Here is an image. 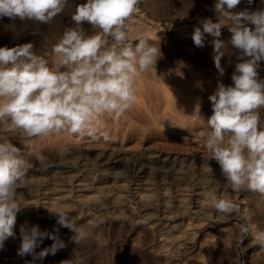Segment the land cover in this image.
<instances>
[{
	"label": "rangeland",
	"instance_id": "obj_1",
	"mask_svg": "<svg viewBox=\"0 0 264 264\" xmlns=\"http://www.w3.org/2000/svg\"><path fill=\"white\" fill-rule=\"evenodd\" d=\"M86 2L68 0L66 9L54 17V30V19L40 23L0 17V47L32 43L37 52L44 41L56 43L62 31L75 27L71 17L76 6ZM214 3L141 0L131 20L130 39L146 36L159 44L162 55L155 70L137 80V102L119 122L102 117L100 139L66 134L26 139L0 129V140L21 147L31 164L26 183L17 189L27 207L17 214L15 238L0 249V264H264V246L239 230L242 224L251 225L253 232L264 230V197L229 187L203 146L212 115L209 96L218 81L233 86L231 77L240 62L238 50L228 44L221 77L213 60L214 38L205 34L203 48L192 41L194 28H202L201 19L216 22ZM262 6L260 0H240L229 11L237 16ZM236 24L254 27L241 16L222 27L220 39L227 43L229 29ZM81 27L88 35L94 32L87 22ZM258 72L264 79V61ZM209 193L231 199L239 213L218 214ZM57 207L75 217L89 237L75 243L74 233L60 227L50 212ZM90 220L98 226L90 227ZM22 225H38L49 233L58 228L66 246L43 260L21 257L17 251ZM53 242L45 238L36 252Z\"/></svg>",
	"mask_w": 264,
	"mask_h": 264
},
{
	"label": "clouds",
	"instance_id": "obj_2",
	"mask_svg": "<svg viewBox=\"0 0 264 264\" xmlns=\"http://www.w3.org/2000/svg\"><path fill=\"white\" fill-rule=\"evenodd\" d=\"M140 3L87 0L77 5L71 17L75 27L65 29L44 54L34 52L32 43L0 47V129L26 139L66 134L97 140L101 138L102 117L118 123L137 102V80L155 70L162 55L159 44L146 36L135 42L130 39L131 20ZM239 3L215 0L216 22L201 19L202 28L195 27L191 36L197 48L204 47L205 34L214 38L213 60L219 76L225 72L221 60L228 44L238 50L240 61L231 77L233 86L218 81L209 96L212 115L206 122L203 146L209 158L219 164L229 187L264 197V79L258 72L264 61V6L233 16L229 10ZM67 4L68 0H0V17L50 23ZM260 4L264 5V0ZM241 16L254 27L236 24L229 29L230 40H221L222 27ZM83 22L92 26L93 34H86ZM108 138L103 133V139ZM30 168L21 147L0 140V249L10 237L15 238L17 214L27 207L17 189L26 183ZM208 200L218 214L240 211L231 199L218 198L215 193H209ZM50 212L57 216L60 227L74 233L71 239L75 243L89 237L90 232L67 210L57 207ZM88 224L98 226L93 220ZM239 230L252 234L264 246V230L253 232L249 224L240 225ZM58 232V228L49 233L38 225L30 229L22 225L17 255H31L34 261L55 255L66 246ZM45 238L54 242L37 253Z\"/></svg>",
	"mask_w": 264,
	"mask_h": 264
},
{
	"label": "bare ground",
	"instance_id": "obj_3",
	"mask_svg": "<svg viewBox=\"0 0 264 264\" xmlns=\"http://www.w3.org/2000/svg\"><path fill=\"white\" fill-rule=\"evenodd\" d=\"M64 9H66V8H64ZM71 9V8H70ZM68 10V9H67ZM64 11V10H63ZM67 12H69V11H67ZM71 13V12H70ZM68 17H71L70 16V14H69V16ZM54 19V18H53ZM53 21V20H52ZM56 20L54 19V21L53 22H55ZM53 24V26H52V30H54L53 28H54V26L56 25V22H55V24L54 23H52ZM6 26V25H5ZM57 27V26H56ZM61 28V27H60ZM56 30V29H55ZM60 31V30H59ZM62 31V30H61ZM62 32H64V31H62ZM62 34V33H61ZM60 34V35H61ZM59 35V36H60ZM45 43H44V45L40 48V49H38L37 50V54L38 55H40V54H44V52L45 51H50V49H51V45H53V44H55V42L53 43V41H44ZM42 45V44H41ZM40 47V46H39ZM193 70V69H192ZM179 80H180V77L178 78ZM165 118V117H164ZM168 120V119H167ZM167 120H165L166 122H168ZM162 120H160L159 122L160 123H164V122H161ZM171 121V120H170ZM158 123V122H157ZM170 124V123H169ZM109 125V124H108ZM174 125H175V123H174ZM180 125V124H179ZM176 126V125H175ZM164 127H165V125H164ZM167 127V126H166ZM180 127V126H179ZM179 127H178V129H179ZM171 128H173V125L171 126ZM175 128V127H174ZM167 129H169V127L167 128ZM177 128H175V130H176ZM172 130V129H171ZM174 131V130H173ZM177 133V132H176ZM115 144V143H114ZM122 147V146H121ZM144 168V167H143ZM147 170V169H146ZM140 172V171H139ZM138 172V173H139ZM149 172V171H148ZM148 174V173H147ZM213 174V173H212Z\"/></svg>",
	"mask_w": 264,
	"mask_h": 264
}]
</instances>
